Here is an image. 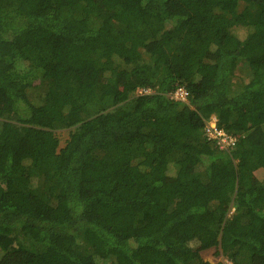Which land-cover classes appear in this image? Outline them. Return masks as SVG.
Instances as JSON below:
<instances>
[{"label": "trees", "instance_id": "obj_1", "mask_svg": "<svg viewBox=\"0 0 264 264\" xmlns=\"http://www.w3.org/2000/svg\"><path fill=\"white\" fill-rule=\"evenodd\" d=\"M261 170L264 0H0V251L18 264H254Z\"/></svg>", "mask_w": 264, "mask_h": 264}, {"label": "rangeland", "instance_id": "obj_2", "mask_svg": "<svg viewBox=\"0 0 264 264\" xmlns=\"http://www.w3.org/2000/svg\"><path fill=\"white\" fill-rule=\"evenodd\" d=\"M235 34L238 37L244 36V32L241 30L236 29L235 30ZM208 59L214 61L215 57L212 54H208ZM30 92H32L31 94L34 95H41L42 93V89L39 91L36 88H33L30 90ZM38 92V93H37ZM7 119H9L8 117H6ZM13 118H10L9 120H12ZM68 132L69 130H62V131H58L57 137L59 138V142H60V147H63L65 140L68 137ZM192 168V165H186V171H190ZM262 175H264V171L261 170L259 173L256 174H252L250 180L253 183H256L257 181H260L262 179ZM232 212V209L230 210V213ZM260 234L264 235V229L260 230ZM194 246V243H191V246ZM21 252L20 251H7V252H2L0 251V264H18L20 258H21ZM201 257L204 261H207L211 264H231L230 261L227 260L226 257H224L223 255L220 254L219 250L212 248L206 251H203L201 253ZM82 264H89L88 261H85ZM97 264H104L102 262L99 261V263L97 262ZM254 264H264V259L263 258H258L256 259Z\"/></svg>", "mask_w": 264, "mask_h": 264}, {"label": "built area", "instance_id": "obj_3", "mask_svg": "<svg viewBox=\"0 0 264 264\" xmlns=\"http://www.w3.org/2000/svg\"><path fill=\"white\" fill-rule=\"evenodd\" d=\"M170 98L175 101L187 103L188 92L184 88L178 86L172 92ZM204 123L203 135L215 148L226 153H229L235 148L238 142L237 136L219 127L216 123V118L213 115L205 120Z\"/></svg>", "mask_w": 264, "mask_h": 264}]
</instances>
